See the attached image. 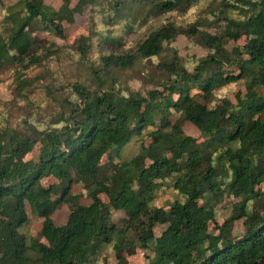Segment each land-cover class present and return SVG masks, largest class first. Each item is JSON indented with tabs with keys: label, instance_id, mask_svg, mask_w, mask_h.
Masks as SVG:
<instances>
[{
	"label": "trees",
	"instance_id": "obj_1",
	"mask_svg": "<svg viewBox=\"0 0 264 264\" xmlns=\"http://www.w3.org/2000/svg\"><path fill=\"white\" fill-rule=\"evenodd\" d=\"M45 1L5 8L0 72L13 70L9 90L25 97L36 82L27 71L64 49L87 74L45 85L53 114L29 110L16 122H0V264H97L106 246L120 263L141 248L153 252L147 264H264V0H209L185 24L176 15L199 0H62L58 9ZM88 7L107 25L125 21L126 33L139 22L164 20L123 50L115 46L125 45V34L112 29L99 42L92 29L72 45L46 36L65 38L64 23ZM180 34L207 54L180 55L174 44ZM128 71L161 88L143 95L128 85ZM239 82L245 93L237 90L235 102L215 97ZM185 121L201 141L184 132ZM150 128V146L129 160L103 163ZM48 177L55 182L46 186ZM160 180L177 194L167 209L149 200ZM77 184L87 189L89 204L72 192ZM69 202L67 221L56 224L51 216ZM28 206L44 220L38 233L44 240L30 243L22 231ZM114 210L127 217L114 222ZM237 221L241 232L234 231Z\"/></svg>",
	"mask_w": 264,
	"mask_h": 264
},
{
	"label": "rangeland",
	"instance_id": "obj_2",
	"mask_svg": "<svg viewBox=\"0 0 264 264\" xmlns=\"http://www.w3.org/2000/svg\"><path fill=\"white\" fill-rule=\"evenodd\" d=\"M0 22L3 19L4 12L6 11V7L10 5H14L17 0H0ZM47 5L52 6L55 9H58L62 4V0H46ZM209 0H199L196 2L187 14H178L175 17V20L184 24L192 20L197 11L206 6ZM76 0H72V4L74 5ZM93 15H95L96 19L93 20ZM164 20V17L151 18L148 22H142L144 25H135L134 31L131 33L125 32L126 22L122 21L119 24H105L100 18L99 12L93 11L91 7H88L84 10L82 14L76 15V21L73 23H64V33L65 38L48 36L50 40L56 41L59 45H66L72 43L77 44L78 39L84 35H88L90 31L93 29L97 34L95 37L96 42H99L101 37L100 34L104 31L113 30L115 35H124L125 34V45L115 46L117 47L115 50H123V47H128L130 44H133L138 39H142L145 35L152 30L153 24H159L161 20ZM1 26V25H0ZM1 31V30H0ZM243 39L240 40L243 43ZM179 49V54L182 56L185 55H194L197 58L205 56L207 54V50L202 47L199 43H193L190 41L189 37L185 34H180L176 42L174 43ZM113 47V48H115ZM13 70H6L0 72V122H16L18 117L22 114L26 113L29 110L39 111L42 116H48L50 113L53 114L57 107L53 102H50L46 93L48 92L45 85L57 82L59 84H70L76 81L84 80L86 77L87 71L83 66V63H80L77 58H75L69 50H63L60 56H53V58L49 61L43 62L42 65H37L31 67L26 74V77H30L35 79V86L32 88H28L25 97H18L15 92L9 90L7 83H11ZM131 75H134L133 77ZM126 79H128V85L134 88L137 91H140L143 95H146L147 92L151 89L161 88L158 83L148 82L145 80L142 72L133 73V71H128L126 74ZM237 90H240L243 94L245 93V85L242 82L232 83L226 85L219 89L215 97H228L233 102L236 101L235 93ZM260 94L264 97V87L259 88ZM175 121V120H173ZM183 130L186 134L196 137L199 141H201V135L198 128L191 122L185 121L183 123ZM153 128H150L146 133L141 136H134L130 141L127 142L125 147L118 153L113 154V157L109 158L107 156L104 157L103 163H107L109 159L111 161L119 163L122 161H126L131 159L134 155L139 154L140 150L143 146H150L152 143V138L150 136L149 131ZM34 155V154H33ZM55 182L54 178L48 177L43 179L42 183L46 186ZM158 189L156 190V194L149 198L152 201L153 205L169 208L171 204L174 202L175 198H177V194L175 189H173L172 185L170 186L167 181L160 180L156 181ZM264 189V185L262 186ZM72 192L76 194H80V200L82 204H89L91 199L86 196L87 189L82 187L81 184L74 185L72 187ZM101 197L103 200L108 201V197L105 194H102ZM236 199H227L225 204L219 207L220 211L231 206L235 203ZM73 203L69 202L66 204H62L51 216L56 224H64L68 217L70 210L72 209ZM226 206V207H225ZM28 213L30 216L29 224L22 228V231L25 233L28 242L32 243L36 239L44 240L39 237L38 233L41 230L43 225V219L37 217L30 212V207L28 206ZM127 216L124 211H113V221L116 223H120L121 220L125 219ZM225 215H221L218 217V222L222 223L224 221ZM243 230V221H237L235 223V232H241ZM156 233L159 234L161 229L156 228ZM146 255H153L151 250H142L141 248L137 249L136 254L134 255H125L127 258L126 263H120L116 258L115 251L111 246H106L103 252L99 255V260L97 264H147L148 260Z\"/></svg>",
	"mask_w": 264,
	"mask_h": 264
}]
</instances>
